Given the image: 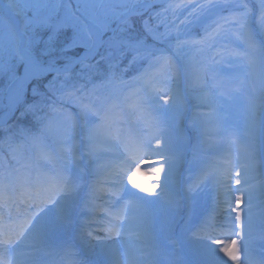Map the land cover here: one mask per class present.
<instances>
[{
  "label": "snow or ice",
  "instance_id": "6c2138e0",
  "mask_svg": "<svg viewBox=\"0 0 264 264\" xmlns=\"http://www.w3.org/2000/svg\"><path fill=\"white\" fill-rule=\"evenodd\" d=\"M189 98L235 148L195 191ZM189 241L264 264V0H0V264H212Z\"/></svg>",
  "mask_w": 264,
  "mask_h": 264
},
{
  "label": "rangeland",
  "instance_id": "374dc122",
  "mask_svg": "<svg viewBox=\"0 0 264 264\" xmlns=\"http://www.w3.org/2000/svg\"><path fill=\"white\" fill-rule=\"evenodd\" d=\"M152 2V0H150ZM177 3L179 0H158L156 3L164 4V3ZM160 10V9H158ZM163 31V28L161 29ZM137 76V73L130 72L129 74L125 75L124 79L126 81L132 82V87H135L134 81ZM117 88L123 87L122 85L117 84ZM195 87V85L193 86ZM125 91L127 92L128 89L125 88ZM169 100L168 95H161L158 103L160 105H165L166 102ZM193 101L191 98H189V103L187 107V111L184 112V114L179 118L178 124H177V136L179 139L180 134H183L184 137H187L189 135L193 134V130L188 125H191V122L193 120L194 115L198 116L199 122L204 125V134L200 137V159L196 162L195 165L190 163H185L184 160L187 159L188 161L192 160V153L191 150H187L186 157L182 154L179 158L177 165H176V180L181 185L182 188L187 189L189 185L192 186V190L195 191L197 185L201 182L202 177L198 176L199 168L203 165L206 166L208 164H211L218 156L223 155L225 152L232 150L235 151L234 146L230 145L227 142V139L225 138L227 136L226 133H222L220 127L216 124L215 118L210 114V110L207 107H201L199 109H193L192 107ZM43 154H41V159H43ZM159 157H153V160H158ZM153 165L151 164H142L141 166V174H138L136 177V182L147 186L148 184H160L162 186L168 185L171 186L169 183V177L167 172L163 175L161 174L160 177L156 176H146L143 175V173L148 172L151 170V167ZM253 182V181H250ZM254 183V182H253ZM99 190L103 191V184L99 185ZM128 193L131 197L134 198H143L142 196L145 195V193H137L133 189H128ZM257 204H259V192L257 190ZM149 201H151L153 198L148 197ZM201 205L206 202L207 195L206 193H202L198 197ZM188 211V204L187 199L184 200L182 207H177L176 212L178 215H183L187 213ZM100 235H103V233H100ZM188 243L191 244L193 249H200L207 253V255L211 258L212 264H225L223 258L219 255L218 250L212 246L207 241H189ZM231 264V262H229Z\"/></svg>",
  "mask_w": 264,
  "mask_h": 264
}]
</instances>
